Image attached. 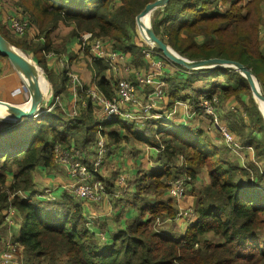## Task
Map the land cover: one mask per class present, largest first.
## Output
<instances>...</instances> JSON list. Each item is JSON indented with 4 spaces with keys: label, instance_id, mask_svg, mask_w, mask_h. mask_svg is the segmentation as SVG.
Segmentation results:
<instances>
[{
    "label": "trees",
    "instance_id": "1",
    "mask_svg": "<svg viewBox=\"0 0 264 264\" xmlns=\"http://www.w3.org/2000/svg\"><path fill=\"white\" fill-rule=\"evenodd\" d=\"M154 1L19 0L36 37H43L44 43L24 46L0 33L11 45L32 49L38 57L40 51L51 50V32L60 24H73L77 35L90 32L98 38L106 37L113 41L115 49L130 52L133 61L141 64L140 50L131 43L129 30H134L136 16ZM263 1L233 0L227 10L220 11L209 9L216 0H168L151 14L155 13L151 18L152 29L156 36L167 37L166 41L161 38L162 41L189 60L234 61L257 77L259 69L264 71V56L254 37ZM196 36L204 37V42L196 43ZM209 71L228 82L221 89L224 97L240 90L248 92V82L233 68ZM192 82L191 76L184 81L166 79L164 91L170 101L169 109L182 99L181 91ZM261 84L264 86L263 81ZM108 85L105 79L98 83L106 95ZM253 111L250 116L259 122L256 130L264 132L260 113L256 108ZM8 126L0 129V210L9 204L19 213L15 225L18 235L12 242L18 247L15 255L20 257L21 264H264V172L258 179L240 180L244 169L231 162L226 152L212 146L202 130L182 132L160 120L130 123L116 118L102 124L91 108L78 116L53 109ZM100 136L108 139V150L110 144L117 145L122 140L155 148L162 166L135 180L133 191L127 195L138 215L124 229L107 237V241L90 231L83 206L75 197L66 192L42 197L34 192L32 181L37 167L54 166L55 144L66 149L74 146L92 155ZM246 138L258 149V157L264 155L260 141L253 135ZM240 139L243 145L245 138ZM180 158V164L176 165ZM84 163L92 167L90 160ZM9 166L17 173L6 186ZM202 168L208 170V183L196 198V219L180 238L171 237L162 229L163 223L155 224L158 218L176 220L177 210L166 193L167 183L182 175L195 178ZM94 177L105 191L113 187L97 171ZM215 238L222 242L214 243Z\"/></svg>",
    "mask_w": 264,
    "mask_h": 264
},
{
    "label": "crops",
    "instance_id": "2",
    "mask_svg": "<svg viewBox=\"0 0 264 264\" xmlns=\"http://www.w3.org/2000/svg\"><path fill=\"white\" fill-rule=\"evenodd\" d=\"M261 9L262 33L259 37V41L260 53L264 56V2L261 3ZM1 10H4V12L0 18V31L5 36L7 35L6 37L9 40L19 42L24 46H35L36 44L42 45L44 43L43 37H36V31L31 25L23 37L13 35V32L8 27V19L14 16L27 18L24 15L23 10L18 6V3H16V0H0V13ZM49 37L51 40V50L46 53L40 51L37 54L40 59L38 57L36 58V54L33 53L32 49L29 50L22 47L19 48L30 52L31 56L38 61L40 66H42L47 77L45 81L46 84H42L40 82L42 101L39 105V112L45 111V113H47L48 110L57 109L68 116H72V112L77 111L76 116H78L80 112L85 109L81 107L82 102L89 101L88 96H86V89H88L91 85H96L99 90L105 94L98 86L101 79H105V81L109 84V95L105 94L108 98L115 95L117 80L124 78L136 86L137 92L142 96L144 101H148L149 93L151 94L152 87L137 86L138 78L144 77L146 74L156 73L159 76L158 79L162 80L166 85L167 78H176L184 81L186 78L191 76L193 78V82L189 88L181 91L182 99L175 101L173 108L171 107V109H169L168 104L170 101L166 96L163 101L159 102L160 105L158 109H156L155 106L152 110V116L150 118L152 121H155L156 114H159L161 111L167 109V111L165 113L163 112V115L160 117V119L164 120L160 121L166 122V124H170L172 128H178L179 130L184 127H187L185 130H203L207 134L211 144H215L216 146L215 139L219 136L216 129L206 126V123L203 119H201V117H193L191 110V107L194 106V103H197V100L209 94H220L223 98H226L223 96L221 89L226 86L227 83H219L220 76L211 78L208 75L210 73L209 70L211 69H202L204 71L200 72L189 71L188 73H192L191 75H186V72L179 69L176 65H174L175 67L167 66L164 70L162 67H153L147 70V68L143 66V62L141 64H136L133 61L130 52H125L126 56L124 60L114 61L112 63L105 60L92 61L88 49L84 50L80 48L78 39L79 36L75 32L73 24H60L56 30L51 32ZM8 39L7 41L9 42ZM123 66H127L128 69L125 70ZM259 71L260 72H257V74L259 73V80L261 82L264 79V71H262V69H259ZM69 74L77 77L79 80L78 86H72V80L69 77ZM22 82L25 81L21 74L13 68L8 59L0 57V102L20 106L26 105L30 99V92H25ZM229 103H235L233 102L232 97H228L227 104ZM251 103L252 105L248 104V110L246 111L247 114L253 115V110L256 108V111L260 113L262 120L264 121V110L261 109L260 105H257L256 103L254 104L253 102ZM51 107L52 109H50ZM89 108L93 110L95 117L102 123L103 111L99 107L90 103H88L86 109ZM1 116L3 117V115ZM228 120L230 124H232L231 128L235 130L233 133L239 139L243 137V133L250 131L249 123L247 121H241L238 120V118L235 119L233 116L228 117ZM193 122H195V124ZM238 130L239 134L237 133ZM257 131L258 132L252 134L255 139L260 137V132L263 130L257 129ZM124 134L125 133L122 132V135ZM243 138H245V142L242 145L244 148L240 150V153H233V158L230 154V160L232 162L234 161V164L238 165L242 169H245L244 164L249 161L251 162V160L253 163L256 162L257 164H264V155L252 159L254 147L250 144L251 139L246 138V136ZM104 139L106 143L109 142L107 138L104 137ZM240 141H242V139H240ZM221 146L224 147V145ZM248 147L249 149H247ZM93 151L94 148L92 149V153ZM158 155L159 151L157 149L135 142H125L122 140L117 145H109V153L104 160L105 164L103 163L98 168L97 174L100 178L111 181L113 187L106 190L100 200V203H81L82 201L78 200V202L83 206L84 216L88 221V227L92 233L97 236L104 237L103 240L106 239L107 241V237H110V235L114 232L124 229L137 217L138 212L131 206L130 197L123 193H125L126 190L127 193L131 190L133 191L134 182L140 175L148 172H156L162 168L161 163L158 161ZM179 164L180 161H178L176 165ZM16 173L17 172L13 171L6 174L7 186L13 182V178ZM123 174H125L127 178V185L122 190L117 186L118 184H116L114 177ZM32 181L34 192L42 194V197H46L42 191H44V193L46 192L50 196H54L53 193L55 192V194L66 192L75 197L72 190V182L69 177V168L65 163H54V166L51 169L37 167L33 173ZM207 183V172L201 170L190 184L189 191H191L189 194H186L178 201L172 199V202H175L173 204V208L177 210L194 207L197 196ZM23 195L28 197V194ZM4 209L0 210V256L7 250L8 242H12V240H14L18 235L15 226L16 223L13 221L11 222V220L8 219V214H12L14 211L6 213ZM16 218L19 220V216ZM195 219V216L186 220L176 219L173 224L177 227L176 229H171L173 225L168 223L163 224L162 229H164L165 233L169 236L180 238L186 232L187 228L195 221Z\"/></svg>",
    "mask_w": 264,
    "mask_h": 264
},
{
    "label": "built area",
    "instance_id": "3",
    "mask_svg": "<svg viewBox=\"0 0 264 264\" xmlns=\"http://www.w3.org/2000/svg\"><path fill=\"white\" fill-rule=\"evenodd\" d=\"M8 27L13 32L14 36L22 37L25 35L27 30L30 28V24L27 18L22 16H14L8 19ZM79 45L81 49L87 47L89 50V55L92 61L105 60L110 63L114 61L124 60L126 53L117 52L110 48L104 41L97 39H91L89 33H85L78 37ZM151 51H145V56L149 57ZM154 67L160 68L161 63L155 65ZM126 70L127 66H123ZM69 77L72 80V86L76 87L79 85V80L77 77L69 74ZM156 73L146 75L144 77L138 78V86L140 87H152L151 94L149 93L148 101H144L142 96L137 92L136 87L133 83L128 80L121 78L118 79L116 83V93L113 97H106L96 85H91L86 89V96H88L89 101H83L81 107L87 108L88 103L93 104L99 107L103 111L102 123H111L116 118H119L124 121H138L142 119H149L152 110L156 106V102L162 101L165 98L164 87L165 83L162 80L158 79ZM205 104H212L211 98L202 97L200 103L198 102L197 108H205ZM52 109V107L50 108ZM209 114H215L216 109L213 110L212 106L210 107ZM50 111V110H48ZM77 111L72 112V116H76ZM216 115V114H215ZM223 133V139L225 141L226 147L230 151H233L231 146H234L235 149L241 150L243 147L236 143L235 139L229 134L224 127H220ZM107 143L105 139L100 136L99 140L96 142L93 151V158L91 160L92 167L89 168L84 160H88L87 155L78 150L72 151L65 150L62 154L59 155L61 160L54 159L55 163H65L69 168V177L72 182L73 194L75 197L84 202L99 203L102 196L106 192L103 184L96 180L94 177V172L104 163L105 157L108 152ZM189 180V178H186ZM184 177H179L168 183L169 190L168 195L172 199H179L185 193V180ZM123 179H121L122 181ZM188 215V212H179L176 215V219L183 218ZM188 218V217H187ZM102 239L104 237L101 236ZM18 247L13 242H8V250L3 253L0 259V264L11 260V257L16 254Z\"/></svg>",
    "mask_w": 264,
    "mask_h": 264
},
{
    "label": "rangeland",
    "instance_id": "4",
    "mask_svg": "<svg viewBox=\"0 0 264 264\" xmlns=\"http://www.w3.org/2000/svg\"><path fill=\"white\" fill-rule=\"evenodd\" d=\"M231 1H233V0H216V2H215V4H211V5H209V9H216L217 8V10H220V11H224V10H227L228 9V7H229V4H230V2ZM264 2V1H263ZM263 2H261V3H263ZM16 3H18V6L23 10V8L20 6V3H19V0H16ZM118 3V2H117ZM215 5H217V6H215ZM159 9L160 8H158V9H156V11H159ZM3 12H4V10H1V13H0V18H1V16H2V14H3ZM155 12V11H154ZM158 13V12H157ZM159 14V13H158ZM154 15H155V13L153 14V15H151V17H150V27H151V29H152V24H151V18H152V16H153V18H154ZM138 16V15H137ZM137 16H136V18H137ZM136 18H135V28H134V30L133 29H131V30H129L130 31V35L132 36V37H130V39H131V43L133 42V44L140 50V59H141V61L143 62L142 64H143V66L145 67V68H147V70H149L150 68H153L154 67V64L153 63H155V65L156 64H158L159 62L161 63V65H160V67H162L163 68V70L165 69V67H167V66H169V67H175L174 65H176V66H179V67H182V68H179V69H184L185 71H187V72H189V70H187L185 67H183V66H181V65H178V64H176V63H174V62H172L171 60H169V59H167L162 53H161V51H159L156 47H154L150 42H148L147 40H145V38H144V36H143V34H142V32H141V30H140V28L138 27V25H137V22H136ZM262 20V9H260V23H259V25H257L258 27H256V29H255V34H254V37H256V45H257V49H259V51H260V41H259V37H260V35H261V33H262V28H261V21ZM30 24V23H29ZM166 24H165V29H167L166 28ZM163 30H164V27L163 26H161L160 27V33L161 34H163ZM152 31H153V29H152ZM85 33H89L90 34V37H91V39L89 40V42H91V40H93V39H97V40H100V41H104L105 43H107V45L108 46H110V48L112 49V50H114V51H117V52H121L120 50H117V49H115V47H113L114 45H113V41L112 40H110V39H108V38H106V37H104V38H98V37H95V36H93L90 32H82V33H80L78 36H81V35H83V34H85ZM7 36V35H6ZM23 37V36H22ZM160 39L162 38L163 40H165L166 41V38L167 37H159ZM185 38V37H184ZM161 39V40H162ZM195 42L196 43H198V44H201L202 42H204V37H202V36H196L195 38ZM164 42V41H163ZM165 43V42H164ZM167 45V44H166ZM13 46V45H12ZM168 46V45H167ZM15 47V46H14ZM169 47V46H168ZM15 48H17V47H15ZM173 52H175L177 55H180L179 53H177L176 51H174L171 47H169ZM86 49H88L87 47H84V50H86ZM18 50L20 51V52H22L31 62H32V64L34 65V67H36L35 69L36 70H39L40 71V73H39V71L37 72V73H39V77L40 78H43L45 81H46V75H45V71L43 70V68H42V66H40L39 64H38V61H36V59L35 58H33L32 56H31V54H30V52L29 51H25V49H19L18 48ZM89 50V49H88ZM145 51H151V53H150V55H149V57H146L145 56ZM181 57H183V58H185V59H187L186 57H184V56H182V55H180ZM0 57H2V56H0ZM3 58H6V57H3ZM37 58V57H36ZM155 58H157V59H155ZM264 58V57H263ZM7 59V58H6ZM209 59H211V58H209ZM189 60V59H188ZM199 60H201V59H199ZM190 61H194V60H190ZM177 69V68H176ZM200 72V71H204V70H197V71H191V72ZM260 72V71H259ZM150 74H153V73H150ZM259 74V73H258ZM257 74V77H255V75L253 74V76H254V78L256 79V81H257V83H258V87H259V90H260V92L263 94L264 93V86H262V84L260 85V80H259V75ZM146 75H149V74H146ZM211 78L212 77H215V76H220V78H219V83H221V84H224V83H228L226 80H224V78H223V76H221V75H219V74H212L211 72L208 74ZM241 76L246 80V78L241 74ZM118 81V80H117ZM247 81V80H246ZM130 82V81H129ZM117 83V82H116ZM132 83V82H131ZM263 83H264V79H263ZM26 85V86H25ZM22 86H23V88L25 89V92L26 91H29V89L27 88L28 86H27V84H25V82H22ZM135 86V85H134ZM137 86H138V84H137ZM248 86H249V84H248ZM136 87V86H135ZM248 92H245V91H243V90H240L239 92H238V94H232L231 96H229V97H232L233 98V102H235L234 104L233 103H229V104H227L228 103V97H226V98H223L220 94L219 95H216V96H214V97H211V100H212V104L211 103H207V104H205V101L203 102V105H205V108H203V109H200L199 108V106H198V108L196 107L197 106V104H198V102L200 103V101H201V99H202V97L198 100V102L197 103H194L193 105L194 106H192L191 107V110H192V114H193V117H201V119H203V121L206 123V126H210L211 128H215L216 129V131H217V134L219 135L218 137H216V146H215V144H212V146H214L215 148H217V149H219V150H222V151H224V152H226L227 153V155H228V157H229V160H230V156L232 155V158H233V153H240V150H237V149H235V147L234 146H231L232 148H233V151H230L229 150V148L228 147H226V145H225V141H224V139H223V133H222V130L220 129V127H224V129L229 133V134H231L232 135V137L235 139V141H236V143L238 144V142L240 143V139L238 138V137H236V135L233 133V132H235V130L233 129V128H231V125L232 124H230V122H229V120H228V117H230V116H233L235 119L236 118H238V120H245V121H247L248 123H249V127L251 126V124L253 125V127H252V130H250L249 132H245V133H243L242 134V136L243 137H245V136H250V135H252L253 133H255V132H258L257 130H256V128H257V126L259 125L258 123V120L257 119H253L250 115H248L247 114V110H248V104H250V105H252V103L251 102H253L254 104L256 103L257 105H260V107H261V109H263L264 110V104L263 103H261V102H259V101H256V99L254 98V96H253V94H252V92H251V90H250V86H249V89L247 90ZM30 92V91H29ZM164 93H165V91H164ZM166 94V93H165ZM165 98H166V96H165ZM163 101V100H162ZM251 101V102H250ZM159 102H161V101H159ZM159 102H156V109H158V107H159ZM190 105H191V103H190ZM212 106V108H213V110L214 109H216V111L217 110H219V112L217 113V112H214L215 114H212V115H210L209 114V112H210V107ZM173 108V107H172ZM247 108V109H246ZM162 109V108H161ZM51 111V110H50ZM167 111V109H165V110H163V111H161V113H159V114H156V120L155 121H157V120H164V119H160V117L163 115V112L165 113ZM40 113H45V111L44 112H42V111H40ZM39 113V114H40ZM38 115V114H37ZM36 115V116H37ZM152 116V114L150 115V117ZM3 117L5 118L6 117V115H3ZM195 119V118H194ZM139 121H152L151 120V118H149V119H142V120H139ZM11 122H4V121H0V129H7L9 126H8V124H10ZM163 123H166V122H163ZM194 124H195V122H193ZM234 123V122H233ZM262 123H263V129H264V121L262 120ZM168 124V123H167ZM234 125V124H233ZM154 127H156V125L154 126ZM172 127V126H171ZM165 129H168V128H170V127H168V128H166V127H164ZM187 127H184L183 129H181V130H179V131H182V132H185V131H187V130H185ZM155 130H158V129H156V128H154ZM162 130H164L163 128H162ZM203 131V130H202ZM204 132V131H203ZM237 133L239 134V130L237 131ZM261 134V135H260ZM260 137L259 138H256L258 141H260L261 143H262V145H264V132L262 131V132H260ZM49 134H47V136H48ZM99 140V137H97V141ZM214 143V142H213ZM221 145H224V147L223 146H221ZM240 145L242 146V144L240 143ZM243 147V146H242ZM222 148V149H221ZM244 148V147H243ZM72 150V151H74V150H77V148H75L74 146H69L67 149H66V147H62V146H60L59 144H55L54 145V148H53V156H54V159H56V160H61V157H59V155L60 154H62L63 153V151H65V150ZM227 149V150H226ZM247 149H249V147L247 148ZM79 151V150H78ZM81 152V151H80ZM109 153V151L107 152V154ZM253 154H252V159H254L255 157H258V149L257 148H254V150H253V152H252ZM231 154V155H230ZM242 155V154H241ZM93 156L94 155H87V158H89L88 160H92V158H93ZM235 156V155H234ZM231 158V159H232ZM180 162H181V158H180V160H179ZM231 161V160H230ZM232 162V161H231ZM55 163V162H54ZM59 163H62V162H59ZM233 163H234V161H233ZM105 164V163H104ZM0 165H1V163H0ZM244 167H245V169H244V171H245V173L242 175H240L239 176V178H240V180H245V178L247 179V178H250V179H258L257 177H259L260 175H261V173L262 172H264V164H261V163H256V162H252V160H251V162L249 161V162H247V163H245L244 164ZM7 168H9V170H11V172L12 171H15V169H14V167H12V166H9V167H7ZM205 171V172H207V175H208V170H207V168L205 169V168H202V169H200L199 171H198V173L200 172V171ZM197 173V174H198ZM196 174V175H197ZM179 177H184L185 179L186 178H189V180H185V193L183 194V196H185L186 194L188 195L189 194V192L191 191H189V186H190V184L193 182V180H194V178H192V177H190V176H188V175H182V176H179ZM179 177H177V178H179ZM121 179H123L122 181H121ZM174 179H176V178H174ZM174 179H172L171 181H173ZM114 180L116 181V184H118L117 186L119 187V188H121L122 190L126 187V185H127V183H126V180H127V178H126V176H125V174H123V175H119V176H116V177H114ZM171 181H169L168 183H170ZM168 183H167V191H166V193H168V190H169V186H168ZM8 184V183H7ZM5 185H6V182H5ZM3 186V185H2ZM7 186V185H6ZM4 187V186H3ZM129 188V187H128ZM0 190H1V187H0ZM194 191V190H193ZM43 192V194L46 196V197H49L50 195L49 194H47L46 192L44 193V191H42ZM56 193V192H55ZM55 193H53V195L54 196H56V195H58V194H55ZM123 194H127V191L125 192V193H123ZM124 196H127V195H124ZM182 196V197H183ZM182 197H180L179 199H174L175 201H178V200H180ZM78 200V199H77ZM84 201H82L81 203H83ZM195 202H196V200H195ZM100 203V202H99ZM175 203V202H174ZM173 203V204H174ZM194 207H195V204H194ZM194 207H192V208H190V207H188V208H186V209H177V212H176V215L179 213V212H188V215L187 216H185V217H183V218H178V220H186V219H190V218H193L194 216H195V214H194ZM4 211H6V213H9V212H13L14 211V209L13 208H11L10 207V205L8 204L7 206H6V208L4 209ZM19 215V213H17V212H15L14 211V213H12V214H8V219H10L11 220V222L13 221V222H15L16 223V221H17V216ZM188 217V218H187ZM163 221V222H162ZM165 224V223H168V224H171V225H173L174 224V221H170L169 219H164V220H161V218H158V219H156V221H155V224H156V226H159L160 224ZM176 229L177 227H175V225H173L172 227H171V229ZM214 243H220V242H222L221 240H219L218 238H215L214 240ZM7 250H8V248H7ZM6 250V251H7ZM6 251H4L3 253H5ZM3 255V254H2ZM1 255V256H2ZM1 256H0V259H1ZM19 258L20 257H18L17 255H13L12 257H11V260H9V261H7V262H3L2 264H21V262H20V260H19Z\"/></svg>",
    "mask_w": 264,
    "mask_h": 264
},
{
    "label": "water",
    "instance_id": "5",
    "mask_svg": "<svg viewBox=\"0 0 264 264\" xmlns=\"http://www.w3.org/2000/svg\"><path fill=\"white\" fill-rule=\"evenodd\" d=\"M168 0H155L149 3L137 16L136 22L140 28L145 40L150 42L154 47H156L161 53L172 62L185 67L189 71H197L202 69H214V68H225L230 67L242 74L249 86L250 90L256 99L261 103H264V95L260 92L258 83L254 78L253 74L249 69L238 62L229 61L219 58H211L205 60L190 61L177 55L173 52L158 36L154 34L150 27V17L151 14L158 8L164 6ZM143 18L146 19L147 24L144 22ZM148 37V38H147ZM149 39V40H148ZM14 46H12L0 33V54L6 57L11 63L13 68L20 74H26L31 79V86L28 88L30 93L29 102L26 105H15L11 103L0 102V116L6 115V117H0V121L18 123L24 119H30L37 114H39V105L42 101V90L40 87V77L39 73L35 69L34 65L27 63L22 57H20L15 51ZM17 49V48H15ZM9 114V115H8Z\"/></svg>",
    "mask_w": 264,
    "mask_h": 264
},
{
    "label": "bare ground",
    "instance_id": "6",
    "mask_svg": "<svg viewBox=\"0 0 264 264\" xmlns=\"http://www.w3.org/2000/svg\"><path fill=\"white\" fill-rule=\"evenodd\" d=\"M143 20H144V22L147 24V21H146V19L145 18H143ZM148 38V37H147ZM149 40V39H148ZM14 49V51L20 56V57H22L27 63H29L30 65H32V62L22 53V52H20L18 49H15V48H13ZM39 70H37V72H38ZM39 73H40V71H39ZM21 76H22V78L24 79V81L26 82V84H27V86L28 87H30L31 86V79H30V77L28 76V75H26V74H21ZM39 81L42 83V84H46L45 83V80L43 79V78H40L39 79ZM39 82V83H40ZM42 86V85H41ZM30 93H31V89H30ZM264 104V103H263ZM9 115V114H8Z\"/></svg>",
    "mask_w": 264,
    "mask_h": 264
}]
</instances>
